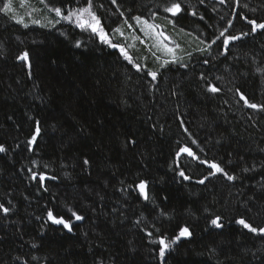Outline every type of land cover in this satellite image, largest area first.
Returning <instances> with one entry per match:
<instances>
[{"label":"trees","instance_id":"16d2710c","mask_svg":"<svg viewBox=\"0 0 264 264\" xmlns=\"http://www.w3.org/2000/svg\"><path fill=\"white\" fill-rule=\"evenodd\" d=\"M46 2L65 12L86 6ZM164 2L117 0V10L111 0H93L107 39L126 48L139 72L90 29L55 23L40 0L23 7L12 0L11 12L0 11V143L8 149L0 154V203L11 209L0 212V264H161L159 239L170 241L185 226L191 237L172 245L164 264H264V238L235 223L264 227V111L244 105L236 91L264 106V30L231 43L226 55L221 41L210 55L196 51L229 21L230 35L249 32L242 16L264 23V0H179L185 11L176 17L157 7ZM135 16L159 27L142 30ZM151 32L179 45L176 57L187 68H162L173 57L156 51ZM23 52L30 69L17 59ZM201 73L220 94L205 91ZM37 121L40 133L29 145ZM185 146L238 178L197 183L210 170L187 154L177 158ZM32 172L55 179L42 186ZM141 180L147 201L129 187ZM49 210L71 219L73 231L48 221ZM217 216L221 229L210 225Z\"/></svg>","mask_w":264,"mask_h":264},{"label":"snow or ice","instance_id":"6c2138e0","mask_svg":"<svg viewBox=\"0 0 264 264\" xmlns=\"http://www.w3.org/2000/svg\"><path fill=\"white\" fill-rule=\"evenodd\" d=\"M111 2L113 5H117V0H111ZM204 2H205V0H199L200 4H204ZM26 3H27V0H21V7L25 6ZM40 3L44 4L49 12H54L55 17L59 18L55 21V23H59L62 20V21L68 22L69 24H74L77 28H79L81 30L90 29L92 33L99 35L100 39L102 41L108 43L110 47H112L113 49H118L121 56H123L128 61L129 64L133 65V67L136 68V71L139 72L141 70L140 66L135 63L134 58L128 54L125 47H123L117 43H112L111 40L107 39V33H105L104 29L100 26L101 22L93 10V7H94L93 6V0H86V6H83V7H76V8L69 7L66 12L64 10H62V7H54V6L49 7L46 0H40ZM219 3L225 4V0H219ZM236 3H237V5H239L240 0H236ZM101 7H103V5H101ZM157 7L162 8V11L165 13H168L171 17H176L185 11V8L182 7V3L179 2V0H166V2H164L163 4L158 3ZM245 7H247V5H245ZM117 10H119L118 5H117ZM0 11L4 12L5 14L11 12L12 11V0H8L7 3H4L3 7L0 8ZM188 14L193 16V17L198 16V12L195 10L189 12ZM120 15L123 16L124 14L121 12ZM152 18L153 19L155 18V13H153ZM241 18L244 19L248 24L251 25L249 32H244L242 35L227 34L229 28L232 27L231 21H229L228 26L223 28L222 30H220L219 35L215 36V38H213L211 40V42L206 45L205 48H197L196 51L199 52L200 54H203L205 52H209V50L213 47V45H217V41H221L222 46H223V51H221L219 54L220 55H226V53L229 49V45L231 43H233L235 41L242 40L243 37L249 35L250 33H255L258 29L264 30V23H258L256 20L250 19L246 16H242ZM132 19L136 20L138 22V25L147 26L148 29H152L153 31H155V29H157L159 27L158 25L150 24L148 22V20H143L139 16L132 17ZM199 19L204 20L205 18H204V16L200 15ZM16 22L22 23L23 21H22V19H20V20H16ZM33 23H40V21L34 20ZM48 23L52 24V26L55 27V24L52 21H48ZM124 23H127V20H125ZM25 27H27V25H25ZM129 27H132V26L129 25ZM114 31L123 35V33L119 27L114 29ZM158 35L163 38V41L169 40V38L167 36H165L163 34V32H159ZM163 41H159L157 43V45H154V47H162L163 50L167 54H169L173 57V59L172 60H165L163 62V64L161 65V67L167 68V66L169 64L179 63V65L181 67L187 68V64L178 60V58L176 57V49L179 48V45L173 44L172 47H169L167 44H163ZM200 43L203 44L204 41L201 40ZM80 46H81L80 43L77 42L76 47L79 48ZM218 47H219V45H218ZM209 55H210V52H209ZM188 56L191 57L192 52H189ZM17 59L25 62L27 64V66L29 67V69L31 68L30 57H29L28 52H23L20 56H18ZM209 63H210V61L208 59L203 60V64L208 65ZM147 74L151 77L152 80H157V77H158L157 71H149ZM216 79L219 80L221 78L217 77ZM200 80L207 82V87L205 89V91L207 93H211L213 95H218L221 93L222 89L219 86H217L211 82H208V78L204 73H201ZM236 91L239 94V99L241 101H243L244 105H246L247 107H249L251 109H258L260 111H264V106H258L257 104L250 102L249 99L246 97V95L244 93L240 92L239 89H237ZM180 126L184 129V131L186 133L189 131L188 128L184 125V122L182 119L180 120ZM39 133H40V127H39V122L37 121L34 134L28 140L29 145L35 144V142L37 140V136L39 135ZM129 143L135 144V141L132 140V141H129ZM193 143H195V141H193ZM7 151H8L7 147L3 143H0V154H5V153H7ZM182 154H187L189 157L196 159L200 164L205 165L210 170L207 175H205L203 178L196 181L199 184H205V182L208 181L211 176H216L218 174L222 175L225 179H227L230 182L235 181L238 178L237 176H235L233 174H229L228 172H226L218 163L209 162L207 160L201 159L187 146L182 147L178 150L177 158H179ZM83 163H84V165H89L90 161L85 159L83 161ZM45 167H47V165H45ZM243 171L247 172V171H249V169L244 168ZM177 174L181 178H183L184 180H190L191 179L182 170L179 171ZM31 178L33 180H36L42 186L44 185V181L46 179H55L54 177H46L45 173H43V172H40V173L32 172ZM129 187L132 188L133 191L138 190L140 196L144 200H146V201L149 200V196H148V193L146 191L147 181L141 180V181H139L138 184L129 185ZM45 190H47V189L45 188ZM69 211H71L72 217H74L75 221H83L84 220V217L82 215L77 214L76 211H72L71 209H69ZM0 212H2L4 214V216H7L11 212V209L9 207L5 206L4 204L0 203ZM161 215H164V213L162 212ZM47 218H48V221H50L53 225L62 226L63 229H66L68 232L73 231L71 219L66 220L62 216L58 217V216L54 215L53 211H51V210H49L47 212ZM221 221H222V218L217 216V217L212 218L210 220V225L216 229H221V228H223V223ZM137 223H140V221H137ZM235 223L238 225H241L248 232L256 234V235L264 238V227H255L243 218L237 219L235 221ZM147 235L152 236V233L148 232ZM191 235H192V233L190 232L189 228L187 226H185V227L181 228L179 230L178 235H176L170 241L168 240L167 237L162 236L158 241V243L160 245L159 257L161 260V264H164L165 254L169 249H171L172 245L176 244L182 238H190ZM34 247H35V245H34ZM17 259H19V258H17Z\"/></svg>","mask_w":264,"mask_h":264},{"label":"rangeland","instance_id":"374dc122","mask_svg":"<svg viewBox=\"0 0 264 264\" xmlns=\"http://www.w3.org/2000/svg\"><path fill=\"white\" fill-rule=\"evenodd\" d=\"M141 29L144 30L146 29V27L144 25L141 26ZM150 37L153 38V42L154 45H156L159 41H163L162 37H157L153 32H151ZM164 44V43H163ZM169 46V45H168ZM170 47V46H169ZM156 51H158V53H160L161 55L165 56V57H169L170 55L167 54L162 47H155Z\"/></svg>","mask_w":264,"mask_h":264}]
</instances>
